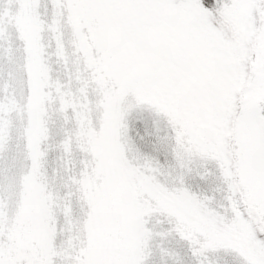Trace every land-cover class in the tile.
I'll use <instances>...</instances> for the list:
<instances>
[{
	"label": "snow or ice",
	"instance_id": "obj_1",
	"mask_svg": "<svg viewBox=\"0 0 264 264\" xmlns=\"http://www.w3.org/2000/svg\"><path fill=\"white\" fill-rule=\"evenodd\" d=\"M0 264H264V0H0Z\"/></svg>",
	"mask_w": 264,
	"mask_h": 264
}]
</instances>
